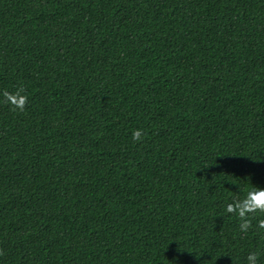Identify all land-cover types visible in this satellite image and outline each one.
<instances>
[{
    "label": "trees",
    "instance_id": "obj_1",
    "mask_svg": "<svg viewBox=\"0 0 264 264\" xmlns=\"http://www.w3.org/2000/svg\"><path fill=\"white\" fill-rule=\"evenodd\" d=\"M254 187L264 0H0V264H264Z\"/></svg>",
    "mask_w": 264,
    "mask_h": 264
},
{
    "label": "clouds",
    "instance_id": "obj_2",
    "mask_svg": "<svg viewBox=\"0 0 264 264\" xmlns=\"http://www.w3.org/2000/svg\"><path fill=\"white\" fill-rule=\"evenodd\" d=\"M22 93L23 88H20L16 92L4 91L2 96L13 109L22 111L28 100V97ZM132 139L134 141L142 139L140 129L132 132ZM224 211L228 214H234L238 218L240 231L247 233L253 227V219L264 214V188L254 187L244 191L242 198H233L231 202H227ZM255 227L264 230V218L258 219ZM246 259L247 264H258V253L249 252Z\"/></svg>",
    "mask_w": 264,
    "mask_h": 264
}]
</instances>
